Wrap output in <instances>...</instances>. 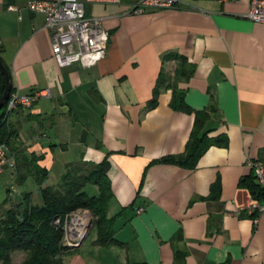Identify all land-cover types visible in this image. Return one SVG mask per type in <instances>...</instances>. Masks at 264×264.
<instances>
[{
  "label": "crops",
  "instance_id": "0c3cea01",
  "mask_svg": "<svg viewBox=\"0 0 264 264\" xmlns=\"http://www.w3.org/2000/svg\"><path fill=\"white\" fill-rule=\"evenodd\" d=\"M251 1L182 0L143 14L133 13L137 0L90 5L110 41L106 58L86 69L58 67L44 18L25 0H0V58L15 91L51 92L12 114L9 148L16 160L20 152L39 158L49 171L43 188L57 186L71 165L108 159V215L123 212L114 232L124 244L106 247L118 260L108 264H173L176 250L186 252L185 264H264V215L242 211L253 197L239 186L253 176L249 162L264 159V25L246 18ZM170 53L195 67L177 82L186 104L215 106L206 130L228 137L194 170L151 165L183 154L194 126V115L170 107L171 90L148 109L161 71L176 76L178 63H163ZM217 180L220 198L206 200ZM39 190L31 193L37 205ZM80 250L66 263L89 264Z\"/></svg>",
  "mask_w": 264,
  "mask_h": 264
},
{
  "label": "trees",
  "instance_id": "16d2710c",
  "mask_svg": "<svg viewBox=\"0 0 264 264\" xmlns=\"http://www.w3.org/2000/svg\"><path fill=\"white\" fill-rule=\"evenodd\" d=\"M174 60L178 63L174 79L161 71L153 92V98L148 103V109H154L163 91H172L170 107L176 112L194 115V126L190 139L183 154L166 156L151 162V165H176L188 170H194L202 156L213 146L228 147V137L220 135L210 138L206 125L215 106L196 111L185 102L184 94L179 90V80H189L195 72V67L178 54H166L163 63ZM5 91V78L0 70V100ZM15 92L12 85L11 93ZM5 107L0 111V144L9 146L12 137L11 126L2 123ZM19 154L16 151V157ZM39 158L28 159L25 155L18 156L14 170L18 174L19 185H23L32 177L39 187L41 204H34L31 193L23 194V201L13 208H6L8 200L0 203V264H17L13 262V254L24 253L26 258L19 264H67L66 258L76 253V249L64 246V232L54 225L58 218L64 220L66 215L79 210L89 211L93 217V228L97 231L95 246H123L115 238L114 225L123 216V212L109 217V204L114 197L111 181L108 176L110 163L105 159L99 164L84 163L71 165L62 176L59 184L53 187L43 185L49 171L38 165ZM88 184L96 186L98 196H90L84 191ZM240 187L248 190L251 197L257 201L264 199L263 190L257 185L253 176L244 178ZM221 195V183L217 180L211 187V194L206 200H218ZM139 197V193H138ZM187 254L176 250L173 264H185ZM130 264V263H128ZM225 264H229L226 262Z\"/></svg>",
  "mask_w": 264,
  "mask_h": 264
},
{
  "label": "built area",
  "instance_id": "2783aa9c",
  "mask_svg": "<svg viewBox=\"0 0 264 264\" xmlns=\"http://www.w3.org/2000/svg\"><path fill=\"white\" fill-rule=\"evenodd\" d=\"M26 8L33 14L41 15L45 21V29L50 35L53 58L60 68H69L79 64L83 68H92L107 56L110 35L103 26L102 19L88 16L86 4L117 5L122 0H25ZM182 0H137L133 13L143 14L147 10H169L182 6ZM246 18L256 24L264 25V0H252ZM2 39L0 38V50ZM49 90H38L29 95L18 91L10 94L6 103L2 123L10 126V118L18 109H29L36 102L50 98ZM16 154L8 144H0V176L5 168H15ZM257 185L264 192V159L249 162ZM264 215V199L252 198L245 210ZM139 209L138 213H142ZM92 216L87 211H77L66 215L64 220L58 218L54 225L64 232L63 243L70 249L82 246V240L92 223ZM82 243V244H81Z\"/></svg>",
  "mask_w": 264,
  "mask_h": 264
},
{
  "label": "rangeland",
  "instance_id": "374dc122",
  "mask_svg": "<svg viewBox=\"0 0 264 264\" xmlns=\"http://www.w3.org/2000/svg\"><path fill=\"white\" fill-rule=\"evenodd\" d=\"M85 10L87 15L89 16L90 15L89 4H86ZM36 191H37V185L32 180H28L23 185H19L18 174L16 173L14 168L11 169L9 167H6L4 174L0 176V203H2L4 200H8L9 202L6 208H13L17 204H20L21 201H23L24 193L36 194ZM84 191L87 192L90 196L97 195L98 193L97 187L92 184L91 185L88 184L85 187ZM92 224H93V218H92ZM96 239H97V231L95 228H93L92 225V228L90 229V232L86 240L81 246L82 248L77 249V250L81 249L79 253H81V255H83L86 259H88V263L108 264L112 260L113 262L115 261L118 262L116 255L111 253L110 251L111 249L94 245ZM12 257H13V262L19 264L26 258V255L24 253H16L13 254Z\"/></svg>",
  "mask_w": 264,
  "mask_h": 264
},
{
  "label": "water",
  "instance_id": "95a60500",
  "mask_svg": "<svg viewBox=\"0 0 264 264\" xmlns=\"http://www.w3.org/2000/svg\"><path fill=\"white\" fill-rule=\"evenodd\" d=\"M0 70L5 78V91H4V94L0 100V111L4 108V106L6 105L8 99H9V96H10V93H11V88H12V78H11V74L9 72V69L8 67L4 64V62L2 61V59L0 58ZM92 223L89 225L88 227V230L82 240V243L86 240L89 232H90V229L92 228ZM81 243V244H82ZM81 247V246H80ZM79 247V248H80Z\"/></svg>",
  "mask_w": 264,
  "mask_h": 264
}]
</instances>
